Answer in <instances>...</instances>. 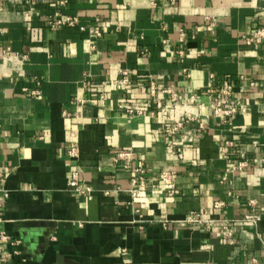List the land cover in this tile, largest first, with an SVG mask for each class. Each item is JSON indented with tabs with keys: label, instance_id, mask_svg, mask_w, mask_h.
I'll return each mask as SVG.
<instances>
[{
	"label": "crops",
	"instance_id": "0c3cea01",
	"mask_svg": "<svg viewBox=\"0 0 264 264\" xmlns=\"http://www.w3.org/2000/svg\"><path fill=\"white\" fill-rule=\"evenodd\" d=\"M58 9L101 35L51 28ZM259 28L264 0H0V232L19 241L0 264H264V41L244 38ZM227 84L247 112L214 115Z\"/></svg>",
	"mask_w": 264,
	"mask_h": 264
},
{
	"label": "built area",
	"instance_id": "2783aa9c",
	"mask_svg": "<svg viewBox=\"0 0 264 264\" xmlns=\"http://www.w3.org/2000/svg\"><path fill=\"white\" fill-rule=\"evenodd\" d=\"M69 0H59V6H65L68 3ZM48 25L53 28H60L64 26H79L81 29H88L90 33L94 36H100L101 30L99 28H95L93 26L87 27L85 25L80 24L79 17L73 16V15H67L64 14L60 9L56 10L54 15L49 19ZM183 35V33H182ZM244 38L247 43H261L264 41V28H259L253 31L252 33H249L247 35H244ZM123 78L121 79V83L128 84L129 83V77H128V71H123ZM212 90V89H210ZM33 94L39 93L38 89L32 90ZM222 96L217 97L213 104V112L214 115L218 117H225L230 115H235L237 113H245L247 112V106L242 104L241 101L237 100L235 102L230 101V97L232 95V87L231 85L227 84L221 89ZM193 100V99H191ZM178 102V95L177 93L172 90L171 91V105L176 106ZM124 109L126 113L129 115H136V114H144L146 113V109L143 106L138 105V103L132 101L128 102L124 105ZM195 116L192 115L190 112L187 113V117L185 119H176L174 121H171L168 119V121L165 123V130L168 134H175L177 133L186 122L194 119ZM232 145L231 141L226 142L225 144L220 146V151L223 153L229 152V147ZM76 148L73 147L70 151V153H75ZM133 152L130 150H119L117 152V158L118 159H124V158H132ZM264 162V161H263ZM248 165V162L245 158V155L243 153H240L236 156L235 161L229 165L226 168L225 175L223 176V180H227L228 176L230 174L235 173L238 170H243ZM136 175L132 178V184L135 185L137 188L134 191H144L147 189L146 181H145V170L142 166V164L138 165L135 168ZM73 179L78 178V173L74 172L72 174ZM175 178V173L173 172H164L161 175V180L164 181L167 184H172L173 180ZM5 182H6V176L5 174L0 173V193H3L5 196L9 194V191L5 188ZM77 191L80 193H85L86 191L91 192V187L86 186L84 188L77 187ZM216 207L224 206L223 201H217ZM256 219H252L253 221H256ZM244 221L251 220L249 217H246L243 219ZM164 227H167L169 222H171L167 217H162L159 220ZM186 223L190 224H205L208 227H211L212 224H214V220H208L203 219L198 212H192L189 216L186 217L184 220ZM235 220H225V224L220 228L219 231H217V235L223 238H229L234 235V232L231 229V226L235 224ZM18 240L12 239L10 235H8L5 232H0V251L4 250L5 245L11 244L16 245L18 244ZM18 253L16 250L8 251L5 253V255L8 258H12L14 254Z\"/></svg>",
	"mask_w": 264,
	"mask_h": 264
}]
</instances>
